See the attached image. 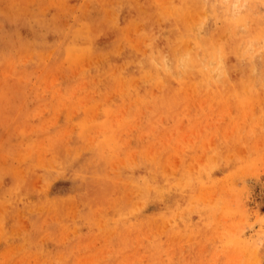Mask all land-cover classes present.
I'll return each instance as SVG.
<instances>
[{
  "label": "rangeland",
  "instance_id": "374dc122",
  "mask_svg": "<svg viewBox=\"0 0 264 264\" xmlns=\"http://www.w3.org/2000/svg\"><path fill=\"white\" fill-rule=\"evenodd\" d=\"M0 264H264V0H0Z\"/></svg>",
  "mask_w": 264,
  "mask_h": 264
}]
</instances>
